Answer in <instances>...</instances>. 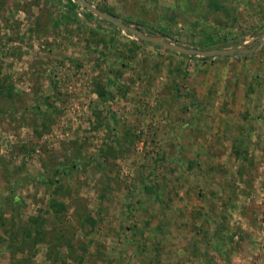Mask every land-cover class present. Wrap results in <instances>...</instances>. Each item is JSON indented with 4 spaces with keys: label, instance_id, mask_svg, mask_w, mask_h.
I'll list each match as a JSON object with an SVG mask.
<instances>
[{
    "label": "rangeland",
    "instance_id": "obj_1",
    "mask_svg": "<svg viewBox=\"0 0 264 264\" xmlns=\"http://www.w3.org/2000/svg\"><path fill=\"white\" fill-rule=\"evenodd\" d=\"M85 1L264 40V0ZM0 264H264V42L0 0Z\"/></svg>",
    "mask_w": 264,
    "mask_h": 264
},
{
    "label": "water",
    "instance_id": "obj_2",
    "mask_svg": "<svg viewBox=\"0 0 264 264\" xmlns=\"http://www.w3.org/2000/svg\"><path fill=\"white\" fill-rule=\"evenodd\" d=\"M76 1H78L82 6L86 7L90 11L96 13L101 18L112 22L116 26L122 28L123 30L128 31L129 33H131L134 36H137V37L142 38L144 40H149V41H151V42H153L155 44L161 45V46L166 47V48L171 49V50L183 52L185 54H197V55H200V56H207V57L208 56L232 55L234 53H238V54L242 55V54H245L246 52L252 51L254 48H256L258 46L259 43L264 42V40H259L258 44H255L253 47H251L248 50H240V49H233V48L232 49H209V50H199V49H192V48H190V49L189 48H184V47H181L179 45L166 42V41H164V40H162L160 38L146 36L145 34L141 33L140 31L122 24L121 22H119L118 20L113 18L112 16L107 15V14H105L103 12H99L98 10H96L94 7H92L85 0H76Z\"/></svg>",
    "mask_w": 264,
    "mask_h": 264
},
{
    "label": "trees",
    "instance_id": "obj_3",
    "mask_svg": "<svg viewBox=\"0 0 264 264\" xmlns=\"http://www.w3.org/2000/svg\"><path fill=\"white\" fill-rule=\"evenodd\" d=\"M97 94H98V96H102L103 95V93L100 90H97Z\"/></svg>",
    "mask_w": 264,
    "mask_h": 264
}]
</instances>
